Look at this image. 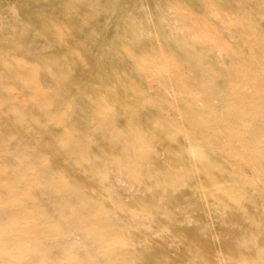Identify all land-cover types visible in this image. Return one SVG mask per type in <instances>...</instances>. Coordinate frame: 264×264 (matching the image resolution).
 Returning a JSON list of instances; mask_svg holds the SVG:
<instances>
[{
    "label": "rangeland",
    "instance_id": "374dc122",
    "mask_svg": "<svg viewBox=\"0 0 264 264\" xmlns=\"http://www.w3.org/2000/svg\"><path fill=\"white\" fill-rule=\"evenodd\" d=\"M0 264H264V0H0Z\"/></svg>",
    "mask_w": 264,
    "mask_h": 264
}]
</instances>
